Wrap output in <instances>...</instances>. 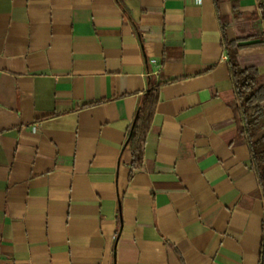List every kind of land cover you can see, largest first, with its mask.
I'll use <instances>...</instances> for the list:
<instances>
[{
    "label": "crops",
    "instance_id": "crops-1",
    "mask_svg": "<svg viewBox=\"0 0 264 264\" xmlns=\"http://www.w3.org/2000/svg\"><path fill=\"white\" fill-rule=\"evenodd\" d=\"M224 38L264 75L257 0H0V264H260Z\"/></svg>",
    "mask_w": 264,
    "mask_h": 264
},
{
    "label": "trees",
    "instance_id": "trees-1",
    "mask_svg": "<svg viewBox=\"0 0 264 264\" xmlns=\"http://www.w3.org/2000/svg\"><path fill=\"white\" fill-rule=\"evenodd\" d=\"M257 1L264 25V0ZM224 43L233 92L239 101V107L235 109L237 130L247 142L251 168L255 173L264 199V136L257 137L264 130V75H261L256 67L241 68L236 59L239 47L228 42L225 38ZM158 101L159 85H153L152 81L149 80L147 89L140 98L124 144L125 147H129L131 153L130 176L143 167L144 147ZM259 263L264 264V215Z\"/></svg>",
    "mask_w": 264,
    "mask_h": 264
}]
</instances>
